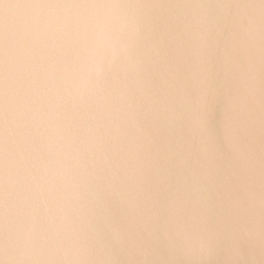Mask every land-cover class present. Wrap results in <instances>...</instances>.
<instances>
[{
    "label": "clouds",
    "instance_id": "1",
    "mask_svg": "<svg viewBox=\"0 0 264 264\" xmlns=\"http://www.w3.org/2000/svg\"><path fill=\"white\" fill-rule=\"evenodd\" d=\"M0 264H264V0H0Z\"/></svg>",
    "mask_w": 264,
    "mask_h": 264
}]
</instances>
